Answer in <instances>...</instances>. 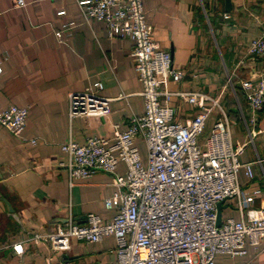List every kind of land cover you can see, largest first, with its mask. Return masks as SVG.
Listing matches in <instances>:
<instances>
[{
    "label": "crops",
    "instance_id": "crops-1",
    "mask_svg": "<svg viewBox=\"0 0 264 264\" xmlns=\"http://www.w3.org/2000/svg\"><path fill=\"white\" fill-rule=\"evenodd\" d=\"M0 0V110L11 105L29 109L26 128L14 135L0 124V264H113L116 240L99 242L71 239L67 250L54 248L47 235L70 219L85 222L93 212L111 220L115 209L105 199L115 190V175L98 171L89 178L71 179L67 154L61 144L85 142L89 136H106L126 130L129 119L144 111L142 82L132 55L134 41L110 37L106 25L87 20L76 0ZM154 39L173 54V64L185 71L176 82L162 78V88L175 93L170 104L175 118L190 121L199 110L177 92L218 96L231 119L234 144H245L243 163L252 162L254 177L244 169L239 182L254 190L253 206H264V111L255 126L241 82L264 73V56H247L250 42L264 31V0H143ZM65 10L64 14L58 12ZM229 17L225 18L224 15ZM62 39L56 31L64 29ZM246 58L244 63L240 60ZM232 81L229 82V78ZM102 82L101 94L110 99V113L70 117L69 93ZM217 109L208 119L200 140L211 131ZM260 129L251 138L250 130ZM36 139V143L31 140ZM143 156L145 142L139 140ZM119 162L117 172L126 175ZM242 215L234 198L223 202L222 219ZM23 244L17 252L14 245ZM216 264H264V239L245 255L220 254Z\"/></svg>",
    "mask_w": 264,
    "mask_h": 264
},
{
    "label": "built area",
    "instance_id": "built-area-1",
    "mask_svg": "<svg viewBox=\"0 0 264 264\" xmlns=\"http://www.w3.org/2000/svg\"><path fill=\"white\" fill-rule=\"evenodd\" d=\"M76 1L87 20L106 25L110 37L134 41L132 55L143 85L144 111L130 117L126 130H116L113 141L93 135L83 143L71 139L61 144L71 179L89 178L98 171L115 175V190L105 199L106 207L116 210L113 218L104 220L91 212L85 222L70 219L54 232L33 238L47 239L54 248L67 250L73 238L99 242L113 236L117 246L113 264H216L220 254L239 256L247 253L249 245L259 248L264 239V206L254 207L258 190L246 192L239 182L240 169L249 178L254 172L252 162L240 160L246 145L232 140L231 119L222 104L225 88L218 96L177 92L199 109L190 121H178L170 104L175 93L162 88V78L179 82L185 71L174 66L171 52L154 39L143 0ZM25 4L16 0L18 6ZM64 27L56 31L59 39L70 24ZM250 55L264 56V31L248 45ZM241 84L251 110L249 123L255 126L264 111V73L258 80L252 76ZM102 89V82L97 81L86 90L70 92V117L108 115L110 99L101 94ZM215 109L213 127L201 141ZM28 115V107L11 105L0 110V124L21 136ZM260 131L251 129V138ZM139 140L145 142V156ZM121 161L127 166L126 175L117 172ZM255 162L262 165L264 158ZM229 198L237 201L242 217L222 219L217 226L218 203ZM14 249L22 252L23 244Z\"/></svg>",
    "mask_w": 264,
    "mask_h": 264
},
{
    "label": "water",
    "instance_id": "water-1",
    "mask_svg": "<svg viewBox=\"0 0 264 264\" xmlns=\"http://www.w3.org/2000/svg\"><path fill=\"white\" fill-rule=\"evenodd\" d=\"M226 1V10H229V7L231 6V0H225ZM172 54V53H171ZM172 58H173V54H172ZM223 202L224 201H220L218 203V217H217V226L221 225L222 222V208H223Z\"/></svg>",
    "mask_w": 264,
    "mask_h": 264
}]
</instances>
